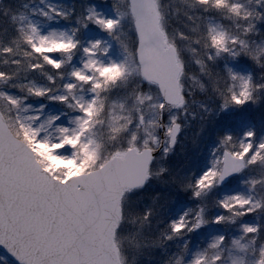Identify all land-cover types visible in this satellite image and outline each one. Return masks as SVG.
I'll use <instances>...</instances> for the list:
<instances>
[{"label":"snow or ice","instance_id":"snow-or-ice-1","mask_svg":"<svg viewBox=\"0 0 264 264\" xmlns=\"http://www.w3.org/2000/svg\"><path fill=\"white\" fill-rule=\"evenodd\" d=\"M0 264H264V0H0Z\"/></svg>","mask_w":264,"mask_h":264}]
</instances>
